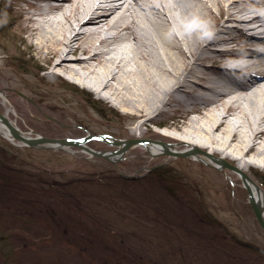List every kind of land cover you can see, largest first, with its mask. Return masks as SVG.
Instances as JSON below:
<instances>
[{"label": "rangeland", "instance_id": "1", "mask_svg": "<svg viewBox=\"0 0 264 264\" xmlns=\"http://www.w3.org/2000/svg\"><path fill=\"white\" fill-rule=\"evenodd\" d=\"M31 2L46 1L0 0V111L31 135H95L86 143L96 150L119 146L99 135L132 139L142 118L66 75H46L18 24L15 8ZM159 116L136 128L140 138L177 133L188 119L175 123L171 109ZM187 156L140 144L109 159L0 130V167H9L0 169V264H264V230L241 173L223 164L208 173L201 160L194 172ZM248 173L264 187L263 168Z\"/></svg>", "mask_w": 264, "mask_h": 264}, {"label": "bare ground", "instance_id": "2", "mask_svg": "<svg viewBox=\"0 0 264 264\" xmlns=\"http://www.w3.org/2000/svg\"><path fill=\"white\" fill-rule=\"evenodd\" d=\"M45 1L15 9L22 36L47 62L40 65L47 76L66 75L142 118L128 131L131 138L163 110L177 115L175 123L188 118L177 133L128 148L194 146L202 150L187 156L194 172L201 160L216 174L224 169L216 157L230 159L249 175L264 211V187L248 173L253 165L264 169V0ZM0 130L15 140L1 118ZM169 135L180 144L162 138ZM125 140L106 150L112 158Z\"/></svg>", "mask_w": 264, "mask_h": 264}, {"label": "water", "instance_id": "3", "mask_svg": "<svg viewBox=\"0 0 264 264\" xmlns=\"http://www.w3.org/2000/svg\"><path fill=\"white\" fill-rule=\"evenodd\" d=\"M0 118L8 125L10 132L12 133L13 137L17 140H20L23 144L29 145V146H40V147H64L63 145H68V146H78L81 147L89 152H91L93 155H98V156H103L109 159H114L112 158L113 152L114 151H106V150H96L92 147H90L86 142L89 138L95 136L92 134L87 135L84 138H74V137H54V136H47L43 134H35V135H28L23 132L13 123V121L3 112L0 111ZM99 137H102L104 140L113 142L115 144H120L122 139H108L105 135H99ZM143 140H146V138H132V139H126L124 141V145L122 149L119 151V153L123 152L126 150L130 145L136 143V142H142ZM165 152L167 153H174V154H181V155H188L194 151H197V148L191 149V150H186V151H174L170 149V147L165 143ZM221 164L235 168L234 165L229 163L226 159L224 158H218ZM242 175V179L245 183V186L248 189L249 192V201L253 207L254 213L256 215V218L258 222L260 223L261 227L264 230V211H263V205L255 199L253 192L251 190V186L248 182V177L249 175L242 171L239 170Z\"/></svg>", "mask_w": 264, "mask_h": 264}, {"label": "trees", "instance_id": "4", "mask_svg": "<svg viewBox=\"0 0 264 264\" xmlns=\"http://www.w3.org/2000/svg\"><path fill=\"white\" fill-rule=\"evenodd\" d=\"M3 168H7V169H9V167H3ZM3 168H1L0 167V169H3ZM5 174V173H4ZM8 174H6V176H7ZM2 183H4V187H8L9 185L11 186V181H9V180H6V179H4V181L2 182ZM42 191H44V190H42Z\"/></svg>", "mask_w": 264, "mask_h": 264}, {"label": "clouds", "instance_id": "5", "mask_svg": "<svg viewBox=\"0 0 264 264\" xmlns=\"http://www.w3.org/2000/svg\"><path fill=\"white\" fill-rule=\"evenodd\" d=\"M206 35H210V33H206Z\"/></svg>", "mask_w": 264, "mask_h": 264}]
</instances>
